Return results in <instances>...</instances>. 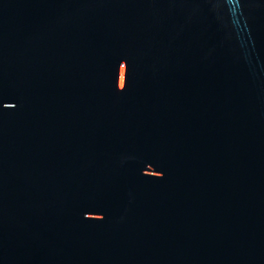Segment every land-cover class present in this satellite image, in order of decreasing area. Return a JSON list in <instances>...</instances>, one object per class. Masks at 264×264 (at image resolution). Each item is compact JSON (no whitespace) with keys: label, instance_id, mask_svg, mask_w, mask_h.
<instances>
[{"label":"water","instance_id":"1","mask_svg":"<svg viewBox=\"0 0 264 264\" xmlns=\"http://www.w3.org/2000/svg\"><path fill=\"white\" fill-rule=\"evenodd\" d=\"M0 264H264V0H0Z\"/></svg>","mask_w":264,"mask_h":264}]
</instances>
